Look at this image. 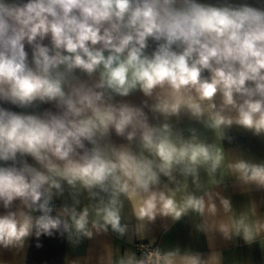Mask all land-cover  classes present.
<instances>
[{"label": "clouds", "instance_id": "9594fccd", "mask_svg": "<svg viewBox=\"0 0 264 264\" xmlns=\"http://www.w3.org/2000/svg\"><path fill=\"white\" fill-rule=\"evenodd\" d=\"M0 264H264V0H0Z\"/></svg>", "mask_w": 264, "mask_h": 264}]
</instances>
